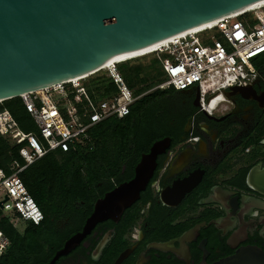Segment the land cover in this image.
<instances>
[{
    "label": "flooded vegetation",
    "instance_id": "af4514ba",
    "mask_svg": "<svg viewBox=\"0 0 264 264\" xmlns=\"http://www.w3.org/2000/svg\"><path fill=\"white\" fill-rule=\"evenodd\" d=\"M260 60L256 96L235 95L210 116L199 112V101L194 105V90L171 92L130 115L123 159L109 164L111 177L95 182L91 205L71 199L58 205L41 226L39 248L28 243L18 264H49L82 231L95 202L133 179L141 156L165 137L169 148L157 156L139 198L53 264H115L124 253L120 264H213L239 248L264 251V56ZM185 180L194 187L172 204L171 189Z\"/></svg>",
    "mask_w": 264,
    "mask_h": 264
},
{
    "label": "water",
    "instance_id": "95a60500",
    "mask_svg": "<svg viewBox=\"0 0 264 264\" xmlns=\"http://www.w3.org/2000/svg\"><path fill=\"white\" fill-rule=\"evenodd\" d=\"M264 0H0V103L101 71L109 59L187 34ZM121 62L115 63L118 64ZM107 70V69H106ZM254 84L233 87L227 99L256 96ZM264 101V97L262 99ZM194 105L198 106L195 92ZM170 138L152 144L134 177L98 199L82 231L69 238L49 264L75 248L106 219L117 221L145 189L156 158ZM195 182L175 184L176 204ZM1 207V206H0ZM122 254L115 264L125 258ZM213 264H264V251L239 248Z\"/></svg>",
    "mask_w": 264,
    "mask_h": 264
},
{
    "label": "built area",
    "instance_id": "2783aa9c",
    "mask_svg": "<svg viewBox=\"0 0 264 264\" xmlns=\"http://www.w3.org/2000/svg\"><path fill=\"white\" fill-rule=\"evenodd\" d=\"M220 36L222 40L217 39ZM161 63L163 82L156 88L198 93L199 112L212 115L227 102L225 92L251 85L258 76L257 61L264 56V5L214 26L187 34L151 52ZM115 92L106 99L92 98L82 84L68 82L20 97L36 132H24L7 110L0 111V136L19 146L22 163L12 161L10 171L0 169V208L11 211L15 222L38 225L43 214L24 186L20 174L55 151L90 150L88 131L111 118H125L136 101L116 66L108 69ZM9 241L0 230V258Z\"/></svg>",
    "mask_w": 264,
    "mask_h": 264
},
{
    "label": "trees",
    "instance_id": "16d2710c",
    "mask_svg": "<svg viewBox=\"0 0 264 264\" xmlns=\"http://www.w3.org/2000/svg\"><path fill=\"white\" fill-rule=\"evenodd\" d=\"M149 56V64L146 65L143 59ZM260 59L257 62H261ZM115 66L119 73L122 69L129 71L124 77L127 84L133 80L141 83L142 91L136 93L132 90L137 99L131 105L129 115L122 119L111 117L91 128L88 135L93 139L92 149L67 153L51 152L20 174L28 193L43 214V221L38 225L27 223L19 230L9 221L0 220V230L9 241L7 251L0 258V264H18L21 252L30 242L39 248V240L36 238L39 236L41 226L49 223L58 205L65 200L71 199L74 202L85 200L91 205L89 195L94 192L92 188L95 182L111 177L112 174L107 170L109 164L123 159V151L128 144L122 136L129 116L147 111L157 98L178 92L172 88L155 89L163 82V73L160 60L154 54L127 60ZM107 73V70H101L88 77L86 82H82L92 98L106 99L109 94L115 92L114 84ZM1 110H7L24 132H34L21 126V123L29 119L20 98L0 103ZM18 150L19 146L11 145L0 136V169L9 173L12 161L18 160L22 163ZM119 169L120 166H116L115 172Z\"/></svg>",
    "mask_w": 264,
    "mask_h": 264
},
{
    "label": "bare ground",
    "instance_id": "6f19581e",
    "mask_svg": "<svg viewBox=\"0 0 264 264\" xmlns=\"http://www.w3.org/2000/svg\"><path fill=\"white\" fill-rule=\"evenodd\" d=\"M262 5H264V2H262V3H260V4L256 5V6H253V7L249 8V9L243 11V12H240V13H238V14L232 15V16H230V17H234V16H237V15H239V14L245 13V12H247V11H250V10H253V9H257V8H259V7L262 6ZM217 22H218V21L213 22V23H211V24H209V25H207V26H204V27H202V28H199V29L194 30V31H192V32H189V33H187V34H194V33H196V32L202 31V30H204V29H207V28H209V27L214 26ZM187 34H183V35H181V36H178V37L172 38V39H170V40H168V41H164V42L158 43V44H156V45H153V46H151V47H148V48H146V49H143V50H140V51H137V52H133V53H129V54H126V55H121V56L113 57V58H111V59H109V60L107 61L106 66H104V67L102 68V70H106V69H110V68L115 67V63H117V62H124V61H127V60H132V59L139 58V57H142V56H145V55H149L151 52L156 51V50H158L159 48L168 45V44L171 43L172 41H174V40H176V39H178V38H182V37L186 36ZM76 81H78V80H72V81H70V82H76ZM54 87H56V86H54ZM51 88H52V87H51ZM46 89H49V88H46ZM46 89L39 90V91H37V92H44V90H46Z\"/></svg>",
    "mask_w": 264,
    "mask_h": 264
},
{
    "label": "rangeland",
    "instance_id": "374dc122",
    "mask_svg": "<svg viewBox=\"0 0 264 264\" xmlns=\"http://www.w3.org/2000/svg\"><path fill=\"white\" fill-rule=\"evenodd\" d=\"M217 39L219 40H222V38L220 36L217 37ZM144 63L147 65L149 64V60H150V56L147 57V58H144L143 59ZM256 67H258L259 65V62H257V64H255ZM111 69V68H110ZM127 71V72H126ZM129 71L128 70H125V69H122L120 70V74L121 76L124 77L126 76V74L128 73ZM108 74V73H107ZM87 79H85L84 81L86 82ZM125 82V80H124ZM126 83V82H125ZM127 84V83H126ZM127 86L131 89V90H134L136 91V93L142 91V88H141V83L137 80H133L130 84H127ZM87 88V87H86ZM171 100V99H170ZM173 101V100H172ZM171 103V102H170ZM21 126L22 127H25V128H29L31 129L32 131L36 132V128L35 126L33 125V123L30 121V120H27V121H24L23 123H21ZM37 205V204H36ZM0 220H3V221H9V223L13 224L14 227H16L17 229H22L27 223L26 222H21V221H18V222H15V217L12 215V212L9 211H4L0 208Z\"/></svg>",
    "mask_w": 264,
    "mask_h": 264
},
{
    "label": "clouds",
    "instance_id": "9594fccd",
    "mask_svg": "<svg viewBox=\"0 0 264 264\" xmlns=\"http://www.w3.org/2000/svg\"><path fill=\"white\" fill-rule=\"evenodd\" d=\"M107 71H108V69H107Z\"/></svg>",
    "mask_w": 264,
    "mask_h": 264
}]
</instances>
